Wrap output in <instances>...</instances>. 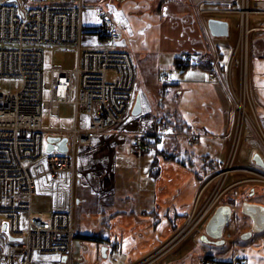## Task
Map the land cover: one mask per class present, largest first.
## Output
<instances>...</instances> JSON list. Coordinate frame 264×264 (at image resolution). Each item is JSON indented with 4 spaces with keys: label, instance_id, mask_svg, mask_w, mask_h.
I'll return each mask as SVG.
<instances>
[{
    "label": "crops",
    "instance_id": "0c3cea01",
    "mask_svg": "<svg viewBox=\"0 0 264 264\" xmlns=\"http://www.w3.org/2000/svg\"><path fill=\"white\" fill-rule=\"evenodd\" d=\"M97 1L86 0V4ZM263 2H254V8L260 14L253 19L256 30L250 41L249 83L254 110L264 134ZM234 3V0H108L104 9H110L116 18L119 41L111 44L99 34L84 33L82 47L121 49L130 55L141 111L126 117V128L131 131L142 127L150 129L158 119L165 118L176 127L173 129L198 133L200 139L194 144V150L185 154L179 151L182 138L150 147L148 150L155 151L151 164L153 181L137 189L131 199L130 192L117 195L115 176L118 167L116 149L123 148L128 142L127 152H131L132 132L115 137L97 136L94 139L97 143L76 157V166L81 171L75 180L74 199L72 195L76 231L72 258L67 262V259L53 260L52 255L39 254L32 264H133L181 226L198 190L197 183L208 179L222 166L229 147L234 108L227 93L233 84L228 72L236 30L228 39V26V34L222 36L226 38L216 39L220 37L210 33L207 20L215 18L227 22L223 17L234 19L235 14H228L236 8ZM94 9H86L83 14L85 27L97 26L99 19ZM186 53H201L206 60H216V79L208 77L210 68L207 65L189 62L186 68H176L175 60L184 58ZM169 69L172 73L164 80L163 74ZM250 153L253 154V149ZM164 154L173 157L167 159ZM253 156L250 163L241 168L264 172ZM197 160L201 162L198 170L194 168ZM59 187L66 191L64 185ZM237 187L241 189L234 190L232 199L222 201V205H231L236 218L232 223L237 224L239 233L235 241L240 248H234L232 253L235 251L246 264H264V202L257 199L264 196L253 185ZM242 195L253 202L252 218L261 229L249 238L241 234L248 229L251 218L241 211V206L246 204H241ZM200 231L202 234V228ZM189 238L181 241L185 242L183 247L186 249L180 250L181 254L167 264H193V259L204 257L198 251L199 239ZM46 256L51 257L50 262Z\"/></svg>",
    "mask_w": 264,
    "mask_h": 264
},
{
    "label": "built area",
    "instance_id": "2783aa9c",
    "mask_svg": "<svg viewBox=\"0 0 264 264\" xmlns=\"http://www.w3.org/2000/svg\"><path fill=\"white\" fill-rule=\"evenodd\" d=\"M87 6L86 0H0V78L21 82L16 91L0 93V224L7 221L8 233L22 239L10 242L0 230V264H32L39 254L65 255L70 259L76 236L71 205L76 157L90 150L97 136L115 137L132 132L129 150L135 154L150 149L153 143L162 145L182 138L185 145L192 146L200 139L198 133L175 130L163 122H155L150 129L126 128L125 120L131 113L136 93L132 61L128 52L121 49L82 47L84 33L99 34L111 44L120 39L118 23L110 9L95 7L99 22L96 27H85L82 17ZM43 44L72 45L76 55L72 68L53 64L47 83L42 78L43 53L39 46ZM184 59L209 66L211 79L218 76L216 60H206L201 53H186ZM109 71L112 78L107 77ZM170 73L172 69L163 74V79L167 80ZM43 90L49 93L48 102L42 101ZM60 102L73 106L72 126L43 129L42 108L48 106L55 116ZM46 132L66 137L67 151L45 152ZM231 143L233 156L235 137ZM228 168L224 161L214 175L217 189L209 211ZM68 173L70 188L66 185L65 191L64 187H56V180H66ZM253 174L258 176L254 181L264 182V175ZM222 189L225 190L223 186ZM35 195L51 197L46 219L32 215ZM197 216L190 212L189 227ZM200 264L214 263L201 258ZM229 264L245 262L234 251Z\"/></svg>",
    "mask_w": 264,
    "mask_h": 264
},
{
    "label": "rangeland",
    "instance_id": "374dc122",
    "mask_svg": "<svg viewBox=\"0 0 264 264\" xmlns=\"http://www.w3.org/2000/svg\"><path fill=\"white\" fill-rule=\"evenodd\" d=\"M111 1V0H110ZM256 0H234V4H236V8L228 14H235L236 18H227L223 17L227 20L229 26V35L226 37H230L236 30V39L234 40L233 47L231 48V64L229 67L228 77L230 78V90L227 92L229 100L231 102L232 107L234 108V123L232 127L231 138L229 142L228 151L225 154V161L229 165L228 172L223 179L222 186L224 189H219L218 196L215 199L213 204V208L203 216L205 212V208L210 204L212 197L217 189L216 178L214 175L219 171L216 170L212 175L210 174V179L207 178L198 182V190L194 197L193 202L190 205V209L187 217L181 224V226L175 230V232L162 242H160L151 253L145 255L139 261L133 262V264H167L169 260H171L175 256H179L181 254L180 250H185L184 244L193 233V240L196 241L201 237V228L203 226L202 222L208 217L214 207L223 201L232 199L234 196V190L241 189L237 187L238 185H253L255 190L259 189V192L264 196V182L254 181L258 176L254 173H258L264 175L262 171H251L248 169H242L241 167L246 166L250 163L253 154L258 153L262 159L264 160V134L261 132L260 125L258 122V118L256 112L254 110L252 95L250 91V55H251V36L253 32L256 30V27L253 26V19L259 15L260 11L254 8V2ZM108 0H98L97 2L88 3V9H92L93 7H105L107 6ZM264 4V2L262 3ZM248 6V11L246 10V6ZM246 11V12H244ZM247 22V24H246ZM226 37H220L216 39H223ZM1 46V45H0ZM40 50L43 53V63H42V78L43 82L47 83L51 79V66L53 64L61 65L63 68H71L75 65V50L72 45H48L43 44L39 46ZM232 59V60H231ZM113 73L109 72L107 77L112 78ZM246 79V80H245ZM245 80V85H244ZM21 82L17 79L13 78H0V93H9L14 92L19 89ZM244 86H246V90L244 91ZM138 95L135 93V99ZM42 101H49V93L46 90L42 92ZM135 103V101H134ZM74 120V109L73 106L60 102L58 105V115L54 116L50 113V109L48 106H44L41 111V126L43 129H68L72 126ZM154 127V126H153ZM152 127V128H153ZM252 130V132H251ZM49 133L46 132L45 135ZM236 139L237 144L235 148V155L232 156L234 151V147H231L232 139ZM101 140V139H97ZM171 141V140H168ZM97 141H94L93 144H96ZM166 143V142H165ZM164 143V144H165ZM92 144V145H93ZM123 148L118 147L116 149L117 160V174L115 176V184L117 195L121 196V193L131 194V199L135 197V191L137 189L148 186L152 183V171L151 164L154 160L155 151L154 149L145 151L141 154H135L133 152H127L128 142L124 143ZM179 151L182 154L186 152L194 150L193 146H187L184 143L179 144ZM251 149H253V154L250 153ZM230 154V155H229ZM162 156V155H160ZM200 160L196 161L195 169H200ZM81 168L76 166V175L75 180L79 178L77 177L78 172H80ZM66 180H56L55 185H69L71 186L70 174ZM242 176V177H241ZM215 178V179H214ZM243 180H242V179ZM74 180L72 195L74 199L75 191H76V181ZM236 180V181H232ZM233 182V184H232ZM237 182V183H236ZM216 183V184H215ZM236 183V184H235ZM232 184V185H231ZM259 184V185H258ZM232 188H229V186ZM68 188L66 187V191ZM140 190V189H139ZM258 192V191H257ZM257 199L264 202V198L258 197ZM257 199H252L257 200ZM50 202L51 197L45 195H35L32 201V215L38 217L39 219H46L50 214ZM73 202V200H72ZM72 209L74 207V202L72 203ZM73 212V230L74 220H75V212ZM190 212H193V216L196 217V221L194 224L189 227L187 222ZM200 213V215H199ZM234 220H235V215ZM232 216V217H233ZM232 220L231 222H233ZM188 226V227H187ZM237 224L229 223L224 231V237L230 240L228 252L229 255L232 253L234 248H240L238 242L236 243L235 237L239 235L237 229ZM200 228V229H199ZM76 232V231H75ZM227 233L229 237H227ZM177 236V238H175ZM175 238V240H174ZM191 239V238H189ZM191 239V240H192ZM191 240H188L191 242ZM180 243V244H179ZM178 245V246H177ZM178 247V248H177ZM183 249H179V248ZM72 255V253H71ZM57 256V255H52ZM48 262H50V256L45 257ZM72 257H70L71 259ZM70 259H67L69 262ZM200 259V258H199ZM199 259H193V264H199Z\"/></svg>",
    "mask_w": 264,
    "mask_h": 264
},
{
    "label": "water",
    "instance_id": "95a60500",
    "mask_svg": "<svg viewBox=\"0 0 264 264\" xmlns=\"http://www.w3.org/2000/svg\"><path fill=\"white\" fill-rule=\"evenodd\" d=\"M8 1H13V0H8ZM207 26H208L210 33L214 37H222V36H226L228 34V24L224 20L209 18L207 20ZM140 111H141L140 102H139V98L137 96L135 99V103L132 107L131 114L137 115L140 113ZM44 142H45L44 150L47 153H51V152L64 153L68 149L67 138L63 137V136L47 135L44 139ZM253 160L255 161L256 165L264 168V163L258 154H255L253 156ZM246 209H247V212H246ZM241 211L244 214H248L252 218L251 204L246 203L245 205L241 206ZM229 215H230V207L229 206L224 205V206H220L217 208L216 213H214L211 221L209 222V223H214V228H215V231H214L215 233L213 234L214 238L217 239L221 236L222 227L226 224L227 220L229 219ZM262 220L263 219H261V221ZM254 224H255L254 226H256L255 222H254ZM7 225H8L7 221H2L1 225H0V230L6 235L7 240L10 242H12V241L20 242L22 240L21 237H14L8 233ZM255 230L259 231L261 229L256 227ZM52 259L53 260H59L60 259L61 261H65L66 256H64V255L63 256H53Z\"/></svg>",
    "mask_w": 264,
    "mask_h": 264
},
{
    "label": "flooded vegetation",
    "instance_id": "af4514ba",
    "mask_svg": "<svg viewBox=\"0 0 264 264\" xmlns=\"http://www.w3.org/2000/svg\"><path fill=\"white\" fill-rule=\"evenodd\" d=\"M238 198H240V197H238ZM240 199H241V204H243L244 202L247 204L253 203V202H251V200L249 199L248 196L242 195V197ZM222 204H223L222 202L217 204L214 207V209L211 211V213L208 215V217L202 222V224H203L202 234H201V237L199 238V242L197 244L198 251H200L202 253V256H205L208 261H211L214 264H228V262L230 261V255L228 252V248H229L230 243H229V240L226 237H224V231H225L226 226L229 223H232L231 221L234 220V216H233L234 211L232 210L231 205L227 204L230 207V215H229V219L227 220L226 224L222 227L221 236L219 238H217V239L214 238V236H213V234L215 233L214 232L215 231L214 223H209L211 221L214 213H216L217 208L220 206H224ZM262 208L264 209V207H262ZM244 215L247 217L246 214H244ZM249 219H250V224H249L248 229L245 230L243 233H241V234H243L242 235L243 237L247 236V238H249L253 234L259 232V231L255 230V228L257 226H254L255 225L254 220L250 217H249ZM235 220H236V218H235ZM244 224H246V222H244ZM226 236L229 237V234L227 233Z\"/></svg>",
    "mask_w": 264,
    "mask_h": 264
},
{
    "label": "trees",
    "instance_id": "16d2710c",
    "mask_svg": "<svg viewBox=\"0 0 264 264\" xmlns=\"http://www.w3.org/2000/svg\"><path fill=\"white\" fill-rule=\"evenodd\" d=\"M189 65V62H187V60H185L184 58H178V59H176L175 60V67L176 68H186L187 66ZM157 122H163V123H165L167 126H170V127H172V128H176L175 126H173L172 124H170L165 118L164 119H158V121ZM156 144L155 143H153L152 144V146L151 147H154ZM161 153H163V152H161ZM164 156H165V158H167V159H171L172 157H173V155H172V157H166V155L164 154ZM155 162V161H154ZM154 173V172H153Z\"/></svg>",
    "mask_w": 264,
    "mask_h": 264
},
{
    "label": "bare ground",
    "instance_id": "6f19581e",
    "mask_svg": "<svg viewBox=\"0 0 264 264\" xmlns=\"http://www.w3.org/2000/svg\"><path fill=\"white\" fill-rule=\"evenodd\" d=\"M211 203H213V202H211ZM211 205H212V204H210L209 206H207V207H206V209H205V212H204L203 216H204L205 214H207V213H208V211H209V208L211 207ZM199 215H200V213H199Z\"/></svg>",
    "mask_w": 264,
    "mask_h": 264
}]
</instances>
